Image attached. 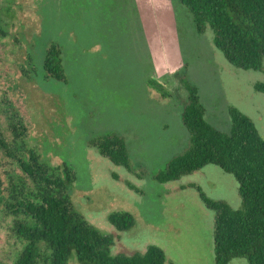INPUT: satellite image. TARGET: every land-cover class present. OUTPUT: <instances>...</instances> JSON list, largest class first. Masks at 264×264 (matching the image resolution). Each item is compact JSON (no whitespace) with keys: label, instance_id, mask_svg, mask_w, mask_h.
Instances as JSON below:
<instances>
[{"label":"rangeland","instance_id":"374dc122","mask_svg":"<svg viewBox=\"0 0 264 264\" xmlns=\"http://www.w3.org/2000/svg\"><path fill=\"white\" fill-rule=\"evenodd\" d=\"M3 6L14 14H0V128L7 141L15 145L9 125L21 116L25 147L50 167L62 161L71 167L70 205L113 235L112 255L156 245L165 264H214V213L199 192L239 210L235 178L212 164L166 183L153 176L188 144L182 77L197 86L210 124L228 131V109L236 108L264 140V95L253 87L264 81V59L260 70L229 64L212 31L197 34L177 0H0ZM49 42L62 47L65 82L44 77ZM148 79L169 95L162 97ZM112 134L124 139L130 169L91 143ZM0 173L4 180L18 174L17 162L0 153ZM117 211L133 214L134 226L115 230L107 216ZM16 219L0 207V263L12 264L23 248L13 231ZM68 264L79 263L72 256Z\"/></svg>","mask_w":264,"mask_h":264},{"label":"trees","instance_id":"16d2710c","mask_svg":"<svg viewBox=\"0 0 264 264\" xmlns=\"http://www.w3.org/2000/svg\"><path fill=\"white\" fill-rule=\"evenodd\" d=\"M177 2L197 34L207 28L212 31L213 45L229 64L244 70L261 69L264 0ZM2 13L14 16L9 6H3ZM62 52L58 43H48L41 65L46 80L66 81ZM181 84L187 93L181 122L188 133V144L153 179L159 183L175 181L208 164L231 174L242 199L239 210L224 201L209 199L198 188L203 205L214 213V264H229L234 258H244L247 264H264V140L252 120L236 108L228 109V131L214 127L205 118L197 86L183 77ZM147 85L162 97L169 95L154 79H148ZM253 87L264 95V81ZM14 118L9 127L15 145L7 141L0 128V153L16 161L19 169L18 174H7L5 180L0 173V207L6 215L20 217L14 221L13 231L23 248L12 264H68L72 256L79 264H165V252L156 245H148L142 253L112 255L113 235L89 225L70 205L69 191L75 180L71 167L64 161L53 167L41 162L36 151L24 145V119L18 115ZM91 143L101 156L130 169L121 136L102 135ZM107 220L117 231L135 224L128 211L111 212Z\"/></svg>","mask_w":264,"mask_h":264}]
</instances>
